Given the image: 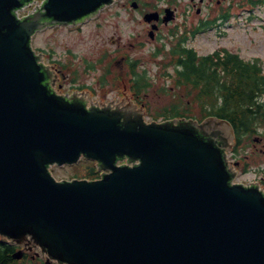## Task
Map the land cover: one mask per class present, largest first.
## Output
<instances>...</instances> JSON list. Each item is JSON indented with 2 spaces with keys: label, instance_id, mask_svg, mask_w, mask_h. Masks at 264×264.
<instances>
[{
  "label": "water",
  "instance_id": "water-1",
  "mask_svg": "<svg viewBox=\"0 0 264 264\" xmlns=\"http://www.w3.org/2000/svg\"><path fill=\"white\" fill-rule=\"evenodd\" d=\"M27 1L0 0L1 239L59 264H264V194L231 184L229 122L147 124L137 112L55 94L31 36L114 0H46L17 20L14 9ZM81 155L109 172L93 181L48 172ZM124 157L140 163L116 165Z\"/></svg>",
  "mask_w": 264,
  "mask_h": 264
},
{
  "label": "rangeland",
  "instance_id": "rangeland-1",
  "mask_svg": "<svg viewBox=\"0 0 264 264\" xmlns=\"http://www.w3.org/2000/svg\"><path fill=\"white\" fill-rule=\"evenodd\" d=\"M241 1L235 0L234 3L238 4ZM146 2L147 5L150 3L161 8L169 5L176 6L178 16L175 20L180 22L187 16V24L197 22L199 17L205 18L212 14L209 5H207L208 3L204 5L201 13L196 15L194 10L189 7L190 0H146ZM171 2L176 4L172 5ZM231 2L232 0H225L224 6ZM142 3L143 9L146 10L148 7L144 5L143 0ZM214 4L212 2L211 6H214ZM247 8L240 7L238 9L236 6H232L229 21L221 25L219 23L192 38L189 45L202 54L210 53L219 48H226L230 52L237 53L245 60L258 59L264 69V6L256 7L251 12H248ZM146 25L142 19V12L131 7L128 0H121L103 10L96 19L82 24L81 28L50 27L38 31L32 44L39 51L48 53L50 61L62 60L67 62L70 66L66 67L65 71L70 73V76L64 81L63 88L71 91L72 86L69 80L73 76L76 77L77 85L85 84L93 88H84L91 91L93 96L88 100L92 104L99 100H110L121 96L120 90H122V87L113 94L108 93L99 85L106 65L96 66V60L101 57L104 50H108L109 58L115 57L114 62L116 63L111 65L120 67L122 62L120 61V55H114V53L120 51L121 46H124L130 57H141L144 60L141 63L140 71L144 69L148 79H155V75L158 74L156 63L149 58L148 54L156 46V43L147 41ZM161 33L165 35L167 32L162 30ZM138 41L144 42L143 45H138ZM167 47L168 45H166ZM85 61L88 63L93 62L95 66L85 71L83 69ZM73 72H76V74ZM107 76L111 78L112 72ZM156 82L159 85L162 81L157 80ZM165 83L167 87H170L171 82L169 79ZM154 91L155 88L152 89L149 97L153 101L154 110L163 105L167 106L171 101L177 102L176 99L169 100L168 96L156 95ZM156 102L159 104H156ZM144 119L151 120L147 116ZM248 152L253 165L264 166V152L254 153L252 147L251 149L248 148ZM228 156L230 159L233 158L231 152L228 153ZM94 165L92 160L81 159L72 165L61 167L54 165L51 167V171L57 179L60 177L68 178L72 175L82 177L87 175Z\"/></svg>",
  "mask_w": 264,
  "mask_h": 264
},
{
  "label": "trees",
  "instance_id": "trees-1",
  "mask_svg": "<svg viewBox=\"0 0 264 264\" xmlns=\"http://www.w3.org/2000/svg\"><path fill=\"white\" fill-rule=\"evenodd\" d=\"M244 4L253 8L264 5V0H244ZM221 16L227 18L228 13L222 12ZM214 56L217 54L202 60L199 68L195 66L193 56L188 60L192 74L198 70L195 79L205 80L201 85L205 97L199 103L203 117L224 118L231 123L235 133L242 130L250 135L254 132L253 121H264V99H260L264 94V74L257 63L249 64L237 55H225L217 61ZM14 250V246L0 240V264H17L12 258ZM22 261L29 262L26 254Z\"/></svg>",
  "mask_w": 264,
  "mask_h": 264
},
{
  "label": "flooded vegetation",
  "instance_id": "flooded-vegetation-1",
  "mask_svg": "<svg viewBox=\"0 0 264 264\" xmlns=\"http://www.w3.org/2000/svg\"><path fill=\"white\" fill-rule=\"evenodd\" d=\"M131 0H128V2H130ZM192 7H196L197 5L195 3H190ZM163 9L164 8H158L156 10L159 11L160 17L163 16ZM45 18H40L39 21H44ZM85 20V19H83ZM82 20V22H83ZM81 22V21H80ZM159 24V28L161 27V21L158 22ZM158 33V31L156 32V34ZM155 34V39L157 37V35ZM46 69L48 70V78L46 80L47 84L49 85V87L51 88V90H53L56 94L59 95H63L66 97H77L75 94L70 93L68 91H63V83H61L62 80V69H57V67H53V64L51 63H46ZM56 73L59 74L58 77H56ZM130 97L133 99L134 96L136 95L135 92H130ZM138 100L133 99L136 103L139 102V100H141V102H139L138 106H132L131 105V109H129L127 106L123 105V102H125L124 104L129 103L128 101H125L124 98L122 100H120V104H116L115 106H110L111 109L113 110H119V111H126L128 113H133L135 114L136 112L138 113V109H142V106L144 105L146 99V96H141L139 98V95L135 96ZM111 103H114V101H112ZM129 105V104H127ZM215 135V134H214ZM250 143H244V139H240L239 143L237 144L236 147V152L237 154L235 155V165H236V170H237V177L239 178V182L245 183L247 185H255L256 187H258L261 190H264V166L262 165H253L249 152H248V148L255 151L254 153H262L264 152V137L262 135L256 134L252 137H250ZM221 144V140L218 141ZM259 153V154H260ZM245 175H252L253 176V180H246L244 181L242 179L243 176ZM241 178V179H240Z\"/></svg>",
  "mask_w": 264,
  "mask_h": 264
}]
</instances>
